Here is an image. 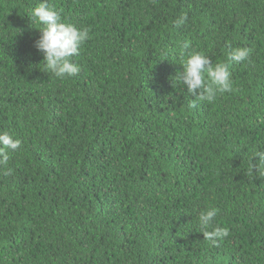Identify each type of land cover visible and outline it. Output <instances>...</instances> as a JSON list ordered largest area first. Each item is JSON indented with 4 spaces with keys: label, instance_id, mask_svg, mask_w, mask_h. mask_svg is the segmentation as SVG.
I'll list each match as a JSON object with an SVG mask.
<instances>
[{
    "label": "trees",
    "instance_id": "1",
    "mask_svg": "<svg viewBox=\"0 0 264 264\" xmlns=\"http://www.w3.org/2000/svg\"><path fill=\"white\" fill-rule=\"evenodd\" d=\"M48 2L90 38L57 78L39 0H0V131L22 141L0 165V264H264V177L246 175L264 151V0ZM191 49L235 90L194 100L178 79Z\"/></svg>",
    "mask_w": 264,
    "mask_h": 264
},
{
    "label": "clouds",
    "instance_id": "2",
    "mask_svg": "<svg viewBox=\"0 0 264 264\" xmlns=\"http://www.w3.org/2000/svg\"><path fill=\"white\" fill-rule=\"evenodd\" d=\"M38 22L40 36L35 41V47L43 53L44 71L57 78L73 76L80 72V66L71 61V57L79 53L80 47L89 38V29L77 26L62 19L55 7L50 6L48 0H39L37 6L31 10V21ZM187 15H181L177 25H183ZM181 48L190 49V42L185 41ZM248 47L233 48L230 59L241 63L246 61L251 53ZM183 71L178 79L186 85L187 92L193 94L199 101L212 103L218 94L234 91L233 79L229 66L224 62L213 63L203 51L191 49L182 58ZM22 141L14 138L8 131H0V165L8 163L9 150L16 151L21 147ZM253 157H258L257 163H250L246 175L250 178L264 177V151H256ZM218 213L215 207H209L199 213V221L204 229L205 240L217 244L219 240L229 235L226 227L213 226V220Z\"/></svg>",
    "mask_w": 264,
    "mask_h": 264
}]
</instances>
